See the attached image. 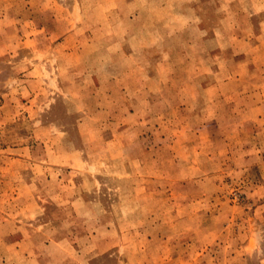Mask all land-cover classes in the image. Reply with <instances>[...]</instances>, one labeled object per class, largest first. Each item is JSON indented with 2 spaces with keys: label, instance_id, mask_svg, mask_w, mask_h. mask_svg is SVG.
Returning a JSON list of instances; mask_svg holds the SVG:
<instances>
[{
  "label": "rangeland",
  "instance_id": "1",
  "mask_svg": "<svg viewBox=\"0 0 264 264\" xmlns=\"http://www.w3.org/2000/svg\"><path fill=\"white\" fill-rule=\"evenodd\" d=\"M0 264H264V0H0Z\"/></svg>",
  "mask_w": 264,
  "mask_h": 264
}]
</instances>
